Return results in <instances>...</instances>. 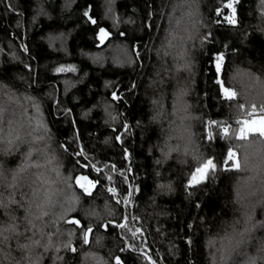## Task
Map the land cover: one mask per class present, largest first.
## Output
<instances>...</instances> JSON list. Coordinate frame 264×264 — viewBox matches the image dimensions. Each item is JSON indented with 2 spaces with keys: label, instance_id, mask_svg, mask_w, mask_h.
Wrapping results in <instances>:
<instances>
[{
  "label": "clouds",
  "instance_id": "9594fccd",
  "mask_svg": "<svg viewBox=\"0 0 264 264\" xmlns=\"http://www.w3.org/2000/svg\"><path fill=\"white\" fill-rule=\"evenodd\" d=\"M75 2L63 0L59 13L54 14L48 0H35L33 19L63 20L72 12L70 5ZM117 3L118 0H103L107 18L119 19L120 26L136 25L138 21L120 16ZM206 6L207 0H157L154 5L152 14L158 18V35L150 51L155 60L142 93L147 116L137 123L147 132L155 130L147 154L158 167L148 207L137 215H133L130 205L126 209L129 224L121 231L129 240L136 238L131 220L153 218L158 223L170 215L159 207L157 200L174 197L177 187L176 181L165 176L163 170L169 165L191 169L213 155L202 132L208 116L196 100L200 54L212 28ZM247 15L248 22L239 28L244 47H248L247 39L252 32L264 39V0H251ZM17 26H21L19 21ZM134 30L138 35L143 33L142 28ZM71 35L72 30H59L40 39L49 45L53 40L58 41L59 47L54 50L67 54ZM3 51L0 47V53ZM88 58L93 62L100 60L101 67L106 63L115 68L133 69L137 63L129 43L116 38L100 54ZM19 59L13 49L12 60ZM70 72L75 74L77 68ZM224 79L236 96L225 109L224 126L228 134L222 142L225 150L230 147L239 153V169L228 174L230 192L225 191L224 207L229 214H220L205 226L204 261L205 264H264V137L257 134L237 139L239 122L251 119L253 106L264 115V61L248 55L234 57ZM83 82V78L65 79L64 94ZM53 99L54 92H34L23 75L16 74L14 81L0 79V264H72L69 254L76 255L75 264H112L121 247L116 234L94 230L85 242L84 229L68 224L73 215L79 214L89 227L96 229L98 225L119 221L124 215L103 193L85 203L84 197L74 189L72 167L47 116V102ZM104 111L107 127L122 123L124 117L114 105H105ZM112 140V136H106L102 143L110 147ZM129 231L132 236H128ZM160 235L163 237L164 233ZM176 249L174 244L169 246L168 255L175 257ZM132 250L139 252L141 246ZM163 255L157 251L140 258L143 264H148L149 259L151 264H163L156 259Z\"/></svg>",
  "mask_w": 264,
  "mask_h": 264
},
{
  "label": "trees",
  "instance_id": "16d2710c",
  "mask_svg": "<svg viewBox=\"0 0 264 264\" xmlns=\"http://www.w3.org/2000/svg\"><path fill=\"white\" fill-rule=\"evenodd\" d=\"M156 3L157 0H118L116 7L120 16L138 21L130 27L120 26L119 19L109 20L102 7L103 0H76L74 5H70L71 13L63 20L57 18L51 22L33 19L35 0H0V47L4 50L0 53V79L14 81V76L19 74L28 79L34 92H54L55 99L47 102V116L72 167L74 189L84 197L85 203L103 193L123 212V219L98 225L96 229L89 227L79 214L73 215L68 224L78 230L84 229V240L94 230L116 234L121 247L112 264H117V260L119 264H143L142 255L150 256L157 251L164 253L156 257L163 264H205L202 245L205 226L214 218L218 219L220 214H229L224 207L227 205L225 191L230 192L227 188L228 174L239 169L236 166L239 165V153L230 147L225 150L221 129L227 103L235 97L227 99L220 86L235 92L225 85L228 64L241 55L264 61V39L252 32L247 39L248 47L240 43L239 28L249 20L247 13L251 0H207L206 10L212 28L205 50L200 54L196 100L208 116L202 129L203 139L208 151L213 153L209 158L216 168L208 169L204 178L193 184H188V179L196 167L181 170L169 165L164 169V175L176 181L177 193L171 198H158L157 204L170 215L158 223L153 218L131 220L130 227L135 226L136 238L129 240L118 225L129 224L126 210L129 205L133 208V215L148 207L154 194L158 167L147 154L155 130L147 132L137 123L147 116L142 93L155 60L150 48L158 35V18L152 14ZM62 6L63 0H48V7L54 14H58ZM233 9L235 24L229 23ZM18 21L20 27L17 26ZM101 28L108 33L103 43L100 42ZM135 28H142L143 33L138 35ZM59 30H72L67 54L54 50L59 47L58 41L53 40L49 45L40 39ZM113 38L129 43L137 60L133 69L115 68L106 63L101 67L100 60L93 62L88 58L89 55L100 54ZM13 49L20 58L17 61L12 60ZM68 65H74L77 72L55 71ZM68 78H83L84 82L65 95L63 81ZM105 105H114L124 117L120 125L106 126ZM255 115L261 114L256 110L249 113V116ZM257 134L249 133L248 136ZM106 136L113 137L110 147L102 143ZM229 150L236 154L232 159L228 158ZM77 176L91 182L88 192L76 185ZM111 188H115V193L109 191ZM132 235L129 231L128 236ZM172 244L177 246L175 257L168 255V247ZM137 245L141 246L139 252L132 250ZM69 259L75 264L77 257L69 254ZM148 264H151V259Z\"/></svg>",
  "mask_w": 264,
  "mask_h": 264
},
{
  "label": "snow or ice",
  "instance_id": "6c2138e0",
  "mask_svg": "<svg viewBox=\"0 0 264 264\" xmlns=\"http://www.w3.org/2000/svg\"><path fill=\"white\" fill-rule=\"evenodd\" d=\"M85 16H88V12H85ZM235 22H236L235 21V9H233V15L231 19L229 20V23L235 24ZM92 23H95V20H93ZM107 36H108V33L103 28H101L100 29V42L103 43L104 40L107 38ZM217 67L219 68V65ZM55 71L56 72L75 71V66L74 65L61 66V67L56 68ZM223 91H224L225 97L229 100L233 99L236 96V93L229 90L227 87H224ZM253 111H255V106H253ZM239 123L241 126L239 127V131L237 133L238 139H247L249 133H259L260 136L264 137V117H261L259 119H245V120L240 121ZM223 132H224V135H227L228 128L227 127L223 128ZM235 155L236 154L234 152L229 150L228 152L229 159L234 158ZM236 166L239 167L238 164ZM215 168H216V165L214 164L213 160L209 159L206 161V163H204L203 167L197 168L196 171L197 173H199L200 179H203L204 174L208 169L215 170ZM191 182L199 183L200 180H198L197 176L194 175L190 183ZM85 191H88V189H85ZM109 191L115 193V188H111L109 189ZM118 226L124 228L126 225L121 224ZM85 242H87V236H85ZM117 264H119V260H117Z\"/></svg>",
  "mask_w": 264,
  "mask_h": 264
},
{
  "label": "rangeland",
  "instance_id": "374dc122",
  "mask_svg": "<svg viewBox=\"0 0 264 264\" xmlns=\"http://www.w3.org/2000/svg\"><path fill=\"white\" fill-rule=\"evenodd\" d=\"M223 88L224 87H222V86H220V90H221V93L224 95V91H223ZM251 117V119H259V118H261V117H264V115H255V116H250ZM222 129V128H221ZM210 159V158H209ZM206 163V162H205ZM203 165L204 164H200L198 167H196L193 171H192V173H191V175L189 176V179H188V184H193V183H196V182H191L190 183V181H192V177L195 175V176H197V179L198 180H201L200 179V175H199V173H197V168H201V167H203ZM206 173V172H205ZM205 175V174H204ZM204 178V177H203ZM78 181V182H77ZM75 183H76V185L77 186H79L84 192H88L89 190H90V188H91V183L86 179V178H84V177H81V176H77L76 178H75ZM85 189H88V191H85Z\"/></svg>",
  "mask_w": 264,
  "mask_h": 264
},
{
  "label": "built area",
  "instance_id": "2783aa9c",
  "mask_svg": "<svg viewBox=\"0 0 264 264\" xmlns=\"http://www.w3.org/2000/svg\"><path fill=\"white\" fill-rule=\"evenodd\" d=\"M223 128H225V126L222 127V130H223Z\"/></svg>",
  "mask_w": 264,
  "mask_h": 264
}]
</instances>
